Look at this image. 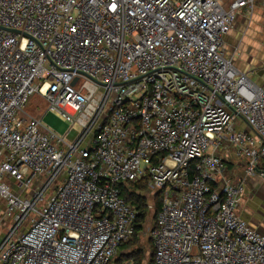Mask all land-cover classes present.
Segmentation results:
<instances>
[{"label": "built area", "instance_id": "built-area-1", "mask_svg": "<svg viewBox=\"0 0 264 264\" xmlns=\"http://www.w3.org/2000/svg\"><path fill=\"white\" fill-rule=\"evenodd\" d=\"M256 4L0 0V264H115L137 216L119 186L141 180L160 196L153 264H264L237 214L245 178L264 180V90L223 50Z\"/></svg>", "mask_w": 264, "mask_h": 264}, {"label": "rangeland", "instance_id": "rangeland-1", "mask_svg": "<svg viewBox=\"0 0 264 264\" xmlns=\"http://www.w3.org/2000/svg\"><path fill=\"white\" fill-rule=\"evenodd\" d=\"M225 7H228L234 0H219ZM235 30L234 37L237 40H232L231 45L235 44L239 47L240 55L234 57L236 66L240 67L242 71L248 75H253L258 68H254L253 58H258V53H262L263 57L259 60L264 64V12L259 7L254 10L253 14L247 11H239L236 14V20L231 28V33ZM230 33V34H231ZM225 38V37H224ZM225 43V40H224ZM232 49V48H231ZM262 50V52L260 51ZM223 50L229 51L230 46L228 44H223ZM231 55V53H230ZM45 102L39 97H33L30 99L29 106L27 108L28 115L41 119L42 125L49 131L57 134L60 137H65L71 140L74 136V131L77 130L76 127L70 128V125L61 119L58 115L46 112ZM145 196L147 198L148 204L151 206L148 209L147 221L140 231L137 237V242L132 241L128 244L131 246H120L118 252L116 253L115 259L119 260L125 254L132 252L138 248H141L144 252L143 264H148L152 259V233H153V218L155 216V199L153 192L145 191ZM248 196H252L251 193L247 192L245 199H242L238 206V216L242 217L241 210L244 209L246 201L248 202ZM3 211L4 203L0 199V240L5 234V232L10 228V220L3 222ZM240 211V213H239ZM244 211V210H243ZM115 261V260H114Z\"/></svg>", "mask_w": 264, "mask_h": 264}, {"label": "crops", "instance_id": "crops-1", "mask_svg": "<svg viewBox=\"0 0 264 264\" xmlns=\"http://www.w3.org/2000/svg\"><path fill=\"white\" fill-rule=\"evenodd\" d=\"M257 7L260 8V6L256 4L252 9H243L242 11H247L248 13L253 14L254 10L257 9ZM230 33L231 30L224 38L225 40L224 44L225 45L228 44V46H230V50L225 52L228 53L229 55L231 53V56L234 55V57L236 55L239 56L240 55V50H238L239 47H236L235 44L231 45V43L233 42L232 40H237V38L234 37L235 30L233 31V33L231 34ZM260 51L262 52L261 49ZM262 57L263 54L258 53V58L256 57L253 58L254 59L253 65H255L254 68L256 69L258 68L259 70H256V72H254L253 75H249V78L253 83H255L257 86H259L264 90V64H262L261 61L259 60ZM234 65L238 70L242 71L240 67L236 66L235 61H234ZM226 165L228 168L229 175H236L240 179L245 178L244 167H243L244 162L242 160L239 162L235 161L233 163H228ZM247 192L251 193L252 196H248L249 197L248 202L246 201V204L244 205V209H243L244 211L241 210L240 215L242 217L240 216L239 217L243 219L245 222H247V224L253 230L257 231L258 233L264 236V180L255 177L245 178L244 193L241 200L245 199V195L247 194ZM237 214H238V210H237Z\"/></svg>", "mask_w": 264, "mask_h": 264}, {"label": "trees", "instance_id": "trees-1", "mask_svg": "<svg viewBox=\"0 0 264 264\" xmlns=\"http://www.w3.org/2000/svg\"><path fill=\"white\" fill-rule=\"evenodd\" d=\"M121 197L128 203L132 204L137 212L136 220H135V231L134 236L132 240H130L127 243H123V246H131V244H128L132 241L137 242V237L140 231L143 229L147 217H148V202L147 198L145 196V191L147 190L146 182L144 180H141L136 183H128L126 185L119 186ZM155 216L153 218V230L156 228V217L160 210V196L159 194H155ZM121 245V246H122ZM152 248V259L149 261L148 264H153L154 262V248L153 243L151 244ZM133 259L134 264H143L144 260V252L141 248H138L132 252H129L125 254L122 258L119 260L113 259V262L115 264H121L122 262ZM115 260V261H114Z\"/></svg>", "mask_w": 264, "mask_h": 264}]
</instances>
